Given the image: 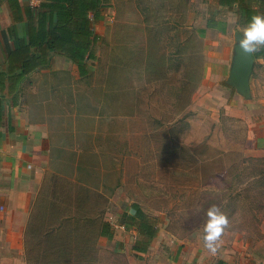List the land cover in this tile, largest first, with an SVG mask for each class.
Returning a JSON list of instances; mask_svg holds the SVG:
<instances>
[{
  "label": "rangeland",
  "instance_id": "374dc122",
  "mask_svg": "<svg viewBox=\"0 0 264 264\" xmlns=\"http://www.w3.org/2000/svg\"><path fill=\"white\" fill-rule=\"evenodd\" d=\"M174 1L177 19H123L121 0H108L89 74H37L29 103L66 115V135H99L100 189L110 200L106 208L94 201L107 213L109 238L98 252L84 244L78 256L93 264H256L264 261V181H256L264 172V56L254 57L243 93L232 75L238 27L222 33L229 19H205L226 16L209 1ZM143 3L129 8L138 13ZM134 205L157 230L144 253L135 249ZM212 205L230 220L215 255L202 240Z\"/></svg>",
  "mask_w": 264,
  "mask_h": 264
},
{
  "label": "crops",
  "instance_id": "0c3cea01",
  "mask_svg": "<svg viewBox=\"0 0 264 264\" xmlns=\"http://www.w3.org/2000/svg\"><path fill=\"white\" fill-rule=\"evenodd\" d=\"M208 1L226 16L205 19H229L222 23V33L236 25L241 30L239 40L247 25L238 23L245 19L243 8L264 15L262 0H245L232 8L218 0H195L201 6ZM121 2L127 10L123 19H177L174 0H144L138 13L134 5L129 8L133 0ZM39 9L29 7V0H0V264H93V256L80 257L77 251L85 244L98 252L109 238L104 227L107 213L100 212L94 201L99 199L106 208L110 200L109 189H100L99 135L88 131L66 135L67 116L51 115L46 104L33 107L27 93L33 86L28 80L37 74L73 68L79 74V70L66 56L52 53L49 66L19 75L24 59L38 53L28 44L31 19H36ZM195 12L189 19H195ZM99 20L94 23L98 35ZM143 25L151 24L145 20ZM37 110L44 114H36Z\"/></svg>",
  "mask_w": 264,
  "mask_h": 264
},
{
  "label": "trees",
  "instance_id": "16d2710c",
  "mask_svg": "<svg viewBox=\"0 0 264 264\" xmlns=\"http://www.w3.org/2000/svg\"><path fill=\"white\" fill-rule=\"evenodd\" d=\"M107 2V0H43L36 19H31L29 32L28 46L35 48L38 53H32L24 59L23 69L19 75L24 76L38 67L49 66V57L55 53L69 58L76 64L79 75L87 76L88 64L98 59L95 46L100 36L95 32L94 23L107 8ZM218 3L232 8L236 3H245V0H218ZM262 3L264 4V0ZM243 15L245 19H239L238 23L248 24L256 12L251 8H243ZM221 29L223 30L222 27ZM261 56H264V51L254 55ZM259 178L255 180L264 181V172L260 173ZM249 200L255 203L256 196ZM134 208L136 216L133 220L139 236L135 249L144 253L147 250V241L156 236L157 230L137 205H134ZM106 225L107 223L104 227ZM217 264H225V261L220 260Z\"/></svg>",
  "mask_w": 264,
  "mask_h": 264
},
{
  "label": "clouds",
  "instance_id": "9594fccd",
  "mask_svg": "<svg viewBox=\"0 0 264 264\" xmlns=\"http://www.w3.org/2000/svg\"><path fill=\"white\" fill-rule=\"evenodd\" d=\"M239 50L245 56H252L264 51V15L251 17L240 36ZM206 217L202 228L203 245L211 254L215 255L222 242V237L230 228V220L216 205L207 209ZM256 264H264V261L258 257Z\"/></svg>",
  "mask_w": 264,
  "mask_h": 264
},
{
  "label": "water",
  "instance_id": "95a60500",
  "mask_svg": "<svg viewBox=\"0 0 264 264\" xmlns=\"http://www.w3.org/2000/svg\"><path fill=\"white\" fill-rule=\"evenodd\" d=\"M254 55H242L239 46L236 48V57L234 58L232 75L235 81L240 85L243 93H246L250 75L254 67Z\"/></svg>",
  "mask_w": 264,
  "mask_h": 264
},
{
  "label": "built area",
  "instance_id": "2783aa9c",
  "mask_svg": "<svg viewBox=\"0 0 264 264\" xmlns=\"http://www.w3.org/2000/svg\"><path fill=\"white\" fill-rule=\"evenodd\" d=\"M43 0H29V7L33 8V9H38L40 7V5L42 4ZM117 227H121L123 229H125V225H117Z\"/></svg>",
  "mask_w": 264,
  "mask_h": 264
}]
</instances>
